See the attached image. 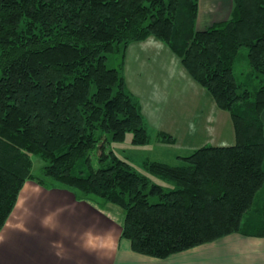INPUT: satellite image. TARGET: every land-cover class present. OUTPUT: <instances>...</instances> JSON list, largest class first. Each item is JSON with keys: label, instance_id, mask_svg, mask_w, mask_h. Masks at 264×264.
Here are the masks:
<instances>
[{"label": "trees", "instance_id": "1", "mask_svg": "<svg viewBox=\"0 0 264 264\" xmlns=\"http://www.w3.org/2000/svg\"><path fill=\"white\" fill-rule=\"evenodd\" d=\"M198 2L0 0V230L23 183L35 180L116 206L121 236L156 258L231 233H264V0H233L229 19L202 30ZM150 36L229 113L235 134L233 144L197 147L176 164L146 160L169 187L106 149L127 131L133 143L148 142L123 61L130 43ZM242 47L246 81L234 72ZM116 51L121 61L108 67ZM157 138L175 141L164 131ZM32 154L46 161L41 176Z\"/></svg>", "mask_w": 264, "mask_h": 264}, {"label": "crops", "instance_id": "2", "mask_svg": "<svg viewBox=\"0 0 264 264\" xmlns=\"http://www.w3.org/2000/svg\"><path fill=\"white\" fill-rule=\"evenodd\" d=\"M232 10L233 0H199L196 28L225 21ZM123 74L127 90L156 130L176 136L172 121L167 125L157 118L178 116L191 134L197 127L203 130L202 125L212 128V133L198 135L194 143L189 140L190 150L234 143L229 113L217 108L211 95L155 37L128 45ZM195 96L197 100L186 102ZM173 99L181 103L174 106ZM262 122L264 127V112ZM72 190L62 185L45 187L35 180L23 183L0 230V264H264V233H231L165 258L135 252L121 236L124 214L120 209Z\"/></svg>", "mask_w": 264, "mask_h": 264}, {"label": "rangeland", "instance_id": "3", "mask_svg": "<svg viewBox=\"0 0 264 264\" xmlns=\"http://www.w3.org/2000/svg\"><path fill=\"white\" fill-rule=\"evenodd\" d=\"M246 52H247V47H242L240 49V55H239L237 61L235 62V66H234L235 75L238 77V79L240 81H246L247 80L246 71L248 69V62L246 59ZM120 61H121L120 52L116 51V52H112L108 55V59L106 61V64L108 67H116L117 68ZM184 70L187 73V75L192 79V77L188 74V72L186 71L185 68H184ZM251 84L252 85L259 84L258 79H253ZM197 98H198L197 96L193 97V99H192V97H187L186 102H189L191 100H197ZM172 103L175 106L174 103H176L178 105L181 102L173 99ZM215 105H216V103H215ZM217 108H219V107H217ZM157 121L158 122H164L167 125H169L171 123V121L173 122L174 131H175V134L177 136V137L174 136V137H176V141H174L173 143H167V142L159 141V138H157V131L158 130L153 128L151 126V124L147 123L145 120L146 129L148 132V142L147 143H145V144L133 143L132 142L133 133L131 131H127L123 140H121V141H109L106 149H107V151L108 150L112 151V153H114L119 159L131 164V166L137 172L146 175L152 183H156V184L162 185L164 187H169L170 185L166 180L158 177L155 174H152L146 168V166L144 164L145 161L146 160H158V161L169 163V164H176L178 162L177 156L185 155V154L189 153V152H187L188 150L191 149V146L188 143L189 140L192 141V143H194V141L196 140L198 135L206 136L207 133H212L213 131H212V128L208 129L204 125H202L201 128L203 130H199V127H197V131L194 134H191L190 129H188V124L185 125V123L184 124L181 123L178 119V116L174 117V118H168L166 116H159L157 118ZM215 122H217V121H215ZM231 122H232V120H231ZM211 124H212V122L209 124V126ZM213 124L215 126V123H213ZM232 125H233V123H232ZM231 130H232V128H231ZM225 131H226V129H225ZM184 134H188L186 138L184 137ZM226 134H227V132H226ZM193 145H195L194 147L198 146L197 144H193ZM95 156L96 155H93V165L98 166L99 162L97 161V158ZM31 162H32V166H31L32 173L35 175L41 176V170H42V167L46 164V161L42 157H40L39 155L32 154L31 155ZM68 189L72 190V188H70V187H68ZM74 190L75 189L73 188L72 191H74Z\"/></svg>", "mask_w": 264, "mask_h": 264}]
</instances>
